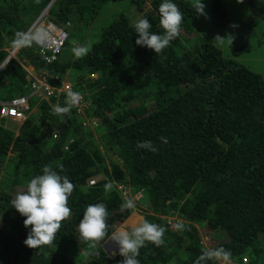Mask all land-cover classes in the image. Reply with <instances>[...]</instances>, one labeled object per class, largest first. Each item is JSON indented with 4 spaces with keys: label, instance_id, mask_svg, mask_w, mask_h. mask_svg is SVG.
<instances>
[{
    "label": "trees",
    "instance_id": "trees-1",
    "mask_svg": "<svg viewBox=\"0 0 264 264\" xmlns=\"http://www.w3.org/2000/svg\"><path fill=\"white\" fill-rule=\"evenodd\" d=\"M50 1L0 0V65L6 58L3 48ZM145 1L154 12L137 14ZM161 2L55 0L47 19L71 24L56 59L42 62L32 42L19 49V62L31 65L50 85L65 81L83 101L90 98L86 117L96 121L97 130L93 135L74 110L63 119L52 113L53 105H66V94L38 102L18 131L0 116V167L6 174L0 178V264H122L120 254L110 256L101 246L132 213L121 209L124 201L115 183L140 194L151 213L145 220L166 229L162 245L146 242L139 250V264H194L204 249L219 247L231 251V264H264V78L240 59L249 53L250 42L230 45L226 55L212 37L192 43L197 13L189 1L174 0L184 13L182 33L155 54L136 45L134 23L146 17L151 30L161 33ZM247 4L264 31V3ZM225 14L224 5L214 0L213 27L227 26ZM87 39L92 40L88 54L76 58L72 48ZM31 80L10 59L0 70V102L28 94ZM146 140L157 151L136 148ZM45 165L75 185L68 200L71 214L52 245L31 249L24 244L25 217L10 201ZM110 181L113 188L106 191ZM95 203L107 207V234L82 240L78 225L86 207ZM168 217L179 218L183 228L170 231Z\"/></svg>",
    "mask_w": 264,
    "mask_h": 264
},
{
    "label": "clouds",
    "instance_id": "clouds-1",
    "mask_svg": "<svg viewBox=\"0 0 264 264\" xmlns=\"http://www.w3.org/2000/svg\"><path fill=\"white\" fill-rule=\"evenodd\" d=\"M194 6L195 12L198 15H204V4L202 3V0H194ZM150 10L153 11L151 7ZM158 12L160 15V26L162 29V32L159 34L151 30L152 24L146 17H141L134 23V30L138 37L135 41L136 45L151 49L155 54L162 52V50L167 48L179 35L181 24L184 19V13L180 10L174 0H162L158 6ZM40 16H38V18ZM38 18H36L33 22H35ZM70 28L71 25L68 29V38ZM27 30L17 34V39L13 42L11 41V43L14 44L9 43L10 46L8 45L3 48L6 58L0 65V70H2L4 65L10 59H14L24 69L31 66H25L13 57L16 53V56L18 55V51L21 47L27 43L35 41V37L31 40L25 38ZM215 41L218 44H223L225 39L217 36ZM8 51L13 52L9 53ZM72 52L76 58H81L88 54L89 48L82 45L74 46L72 48ZM30 76L32 80L29 85L28 94L17 97L12 101L0 102V109L1 103H12L18 99H24L29 104V109L25 112L26 117L24 120H17L12 117H3L10 121L15 120L16 122H11L14 123L16 129H19L31 111L33 112L30 105V101L32 99L40 101L46 100L50 102L51 98H58L60 94H66L67 103L63 106L59 103L53 105L51 110L53 114L61 115V118L63 119L62 114H68L71 110H74L75 116L83 119V124L89 128H92V126L97 127L95 120H90L86 117V113H88L91 108L90 98H88L87 101H83L81 94L74 91L71 84L68 82L62 81L61 85L57 87L50 85L43 75L38 76L36 74V77H33L32 75ZM43 77L46 80L45 85L53 89V94L45 96L44 93H41L38 96H30L32 92L31 83L36 79H41ZM65 85H69L70 88L64 89ZM53 138H56V136L54 135ZM161 142L167 144L168 140L166 137H161ZM136 148L138 150L144 149L152 152L157 151V148L150 140L138 142L136 144ZM59 167L62 169V165ZM97 179L98 177L89 181L88 184L90 186L93 185ZM113 183L114 182L111 181L106 183L104 185L105 190H111L113 188ZM119 186L122 188H119ZM74 187L75 185L67 176L60 175L56 170H53L50 166L45 165L42 168V174L32 177L27 182L26 190L18 193L15 198L10 201L12 208H14L22 217H25L24 227L28 229L27 237L24 240L26 247L31 249H40L42 246L53 244L56 239V235L62 226V222L65 221L71 214V208L68 206V200L74 190ZM115 187L120 195L123 190L131 192V190L123 184L118 185L115 183ZM121 197L123 199L122 195ZM133 208H135V202L132 199L125 200L121 205L122 210ZM107 217L108 211L104 203L88 205L78 225L80 238L88 241H97L104 238L107 234L108 228L106 223ZM175 227L179 230L183 228V225L178 223ZM116 230L106 239L105 242L102 243L101 246L110 256L120 254L123 257L122 264H139V260L137 259L139 256V250L146 245V242H151L156 246L162 245L164 243L162 238L166 231L165 227L160 226L157 223L149 222L148 220H143L138 226L132 228L131 230H123L119 234H116ZM108 240L109 243L107 244L106 242ZM105 244H107L106 247H104ZM115 250H118L119 253L118 251L116 253ZM111 251H114V254H112ZM231 257V251L225 249L224 247L204 249L196 258L194 264H208V262L212 260L222 261L223 264H231Z\"/></svg>",
    "mask_w": 264,
    "mask_h": 264
},
{
    "label": "rangeland",
    "instance_id": "rangeland-1",
    "mask_svg": "<svg viewBox=\"0 0 264 264\" xmlns=\"http://www.w3.org/2000/svg\"><path fill=\"white\" fill-rule=\"evenodd\" d=\"M187 1H189V3L194 9V13H196L194 0ZM213 1L214 0H202V3L204 4V15L197 14V19L193 22V30L191 31V33L194 35V38L188 40H190L194 44H201L203 39L212 37L214 45L223 53V55H226L229 52L228 49L230 45H233L234 43L239 45L245 42V40H247L250 42L251 49L249 53L244 54L243 56H241L240 59L244 64L248 65L252 71L261 74L264 78V31L260 27V23L257 24V22L255 21L256 19L253 20L254 18L251 14V11L249 10L247 0H239V2L238 0H217L222 5H224V9L226 10V14L223 18L227 21L228 24L223 29H217L213 27V24L211 22ZM258 2L264 3V0H258ZM133 9L136 10L135 7H133ZM140 10V12H137V14L139 13V15H142V13H149L151 11L149 2H143ZM44 15L47 17V14ZM106 18L107 23L104 24H108L110 22V16L106 15ZM98 24L99 21H96V23L93 24V27H96V25ZM91 29L92 28L89 29L90 32ZM181 33L182 32L180 31L179 34ZM216 34H218L221 38L225 39L223 44H218L215 41ZM91 41V39L84 40V43L82 42V46L87 47V43ZM16 54L13 57L18 60ZM28 70H30V67H27L25 69L26 72H28ZM38 102H40V100H37V102L36 100L30 101V105L33 111H37ZM11 121L16 122L15 120ZM5 127L13 131L10 124H6ZM96 130L97 129L94 126H92V128H89V131H93V135H96ZM16 131H18V129ZM105 163L108 164L109 161L107 160ZM3 174L4 176H6L5 171H2V167H0V178H2ZM119 188L122 187L119 186ZM121 195L123 196V201L127 199L134 200L135 208L132 209V213L130 214L129 218L124 223L119 225L116 230V234H119L123 230H131L132 228L138 226L143 220H145L144 217L146 214H151L147 211L146 207L140 203V194H134L128 190H123L121 192ZM131 218L137 219V223L131 224L130 222H128V220ZM172 219L174 218L168 217L166 224L170 231H176L177 228L175 227V225L181 222V220L179 218H176V222H173ZM202 240L205 241V238L202 237ZM111 253L114 254V251H111Z\"/></svg>",
    "mask_w": 264,
    "mask_h": 264
},
{
    "label": "built area",
    "instance_id": "built-area-1",
    "mask_svg": "<svg viewBox=\"0 0 264 264\" xmlns=\"http://www.w3.org/2000/svg\"><path fill=\"white\" fill-rule=\"evenodd\" d=\"M70 22L57 25L48 20L45 15H41L25 33V38L31 40L35 37L34 43L38 47V55L45 63H51L56 59V55L68 38ZM45 78L36 79L31 83L32 92L30 96H38L44 93L45 96L53 94V89L45 85ZM65 85L64 89H69ZM82 100V98H81ZM29 109V104L24 99L15 100L12 103H1L0 116L12 117L17 120L25 119V112Z\"/></svg>",
    "mask_w": 264,
    "mask_h": 264
},
{
    "label": "water",
    "instance_id": "water-1",
    "mask_svg": "<svg viewBox=\"0 0 264 264\" xmlns=\"http://www.w3.org/2000/svg\"><path fill=\"white\" fill-rule=\"evenodd\" d=\"M54 1H55V0H51V1L49 2V4L47 5V7H46V8L43 10V12L41 13V15H44L45 13L48 12L49 8L51 7V5L53 4ZM109 240H110V239H109ZM109 240L106 242L107 244L109 243ZM107 244H105L104 247H106ZM117 251H118V250H115L116 253H117Z\"/></svg>",
    "mask_w": 264,
    "mask_h": 264
},
{
    "label": "crops",
    "instance_id": "crops-1",
    "mask_svg": "<svg viewBox=\"0 0 264 264\" xmlns=\"http://www.w3.org/2000/svg\"><path fill=\"white\" fill-rule=\"evenodd\" d=\"M29 67H30V70H28V73L32 74L33 77H36L35 70L31 66H29Z\"/></svg>",
    "mask_w": 264,
    "mask_h": 264
},
{
    "label": "bare ground",
    "instance_id": "bare-ground-1",
    "mask_svg": "<svg viewBox=\"0 0 264 264\" xmlns=\"http://www.w3.org/2000/svg\"><path fill=\"white\" fill-rule=\"evenodd\" d=\"M134 218V217H133ZM137 218V217H136ZM130 228V227H129Z\"/></svg>",
    "mask_w": 264,
    "mask_h": 264
}]
</instances>
